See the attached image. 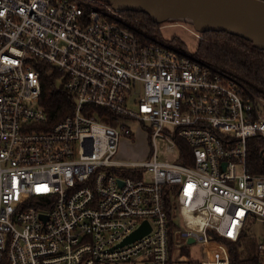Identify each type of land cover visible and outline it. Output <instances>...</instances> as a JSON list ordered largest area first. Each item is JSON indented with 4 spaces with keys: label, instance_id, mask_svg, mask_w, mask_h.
<instances>
[{
    "label": "built area",
    "instance_id": "built-area-1",
    "mask_svg": "<svg viewBox=\"0 0 264 264\" xmlns=\"http://www.w3.org/2000/svg\"><path fill=\"white\" fill-rule=\"evenodd\" d=\"M163 23L148 33L100 0H0V264H167L171 231L172 264L195 240L198 264H232L214 237L244 240L247 223H264V174L247 166L264 98L165 30L185 24ZM41 61L74 100L50 126ZM126 118L149 123L143 160L116 157ZM255 250L244 264H264V233Z\"/></svg>",
    "mask_w": 264,
    "mask_h": 264
},
{
    "label": "trees",
    "instance_id": "trees-1",
    "mask_svg": "<svg viewBox=\"0 0 264 264\" xmlns=\"http://www.w3.org/2000/svg\"><path fill=\"white\" fill-rule=\"evenodd\" d=\"M110 5L109 3H107ZM122 13L130 16L134 25L139 26L148 33L159 35L158 23L154 22L147 13L122 10ZM173 41L186 46L177 37ZM195 54L221 72L228 74L237 82L247 94L257 95L264 98V50L253 46L252 42L240 36L225 31H206L200 35ZM41 93L38 98V105L42 107L47 115V126H50L73 108L74 100L72 95L64 87L62 72L56 66L40 62ZM96 108V107H95ZM190 147L180 141V154L178 161L190 163V157L185 154ZM185 152V153H184ZM247 166L253 174H264V140L259 135H253L247 139ZM172 191V188H170ZM168 206V213L172 215L169 195L165 196ZM176 226L175 223L171 228ZM224 241L232 256V264H244L255 261L257 251L247 250L242 247L243 236L235 241L224 238L220 235L214 237ZM175 238L171 231L169 235V259L167 264H172L171 253L175 248ZM181 247V252L184 251Z\"/></svg>",
    "mask_w": 264,
    "mask_h": 264
},
{
    "label": "water",
    "instance_id": "water-1",
    "mask_svg": "<svg viewBox=\"0 0 264 264\" xmlns=\"http://www.w3.org/2000/svg\"><path fill=\"white\" fill-rule=\"evenodd\" d=\"M113 10L147 13L156 23L176 21L191 25L200 35L225 31L245 38L264 50V0H100ZM149 226L146 221L122 243L139 237ZM188 238L187 241H191Z\"/></svg>",
    "mask_w": 264,
    "mask_h": 264
},
{
    "label": "rangeland",
    "instance_id": "rangeland-1",
    "mask_svg": "<svg viewBox=\"0 0 264 264\" xmlns=\"http://www.w3.org/2000/svg\"><path fill=\"white\" fill-rule=\"evenodd\" d=\"M183 24L186 26L179 24L176 25L174 23L168 24L169 29L165 28V30H167L169 33H172L173 37H177L183 41L185 45L187 44L190 51H192L196 48L198 37L196 35L192 36L188 33L190 30L194 29L191 25L186 23ZM125 123L126 127L128 128V132H122L120 134L116 157L118 159L126 160L145 159L148 157V150L150 147L148 130L149 123H138L132 118H126ZM164 144L165 141L158 137L157 145L159 151L163 150ZM245 228L246 233L243 240L244 249L254 250L256 249V243L259 237L264 233V223L261 221H256L253 224L247 223ZM181 244L185 246V248H183V255L180 256V251L176 249V253L173 256V264H198L199 260L204 256L203 244L198 240L189 243L182 241Z\"/></svg>",
    "mask_w": 264,
    "mask_h": 264
}]
</instances>
